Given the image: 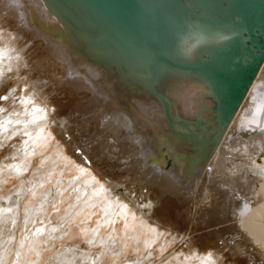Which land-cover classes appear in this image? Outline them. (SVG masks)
<instances>
[{"label": "bare ground", "instance_id": "bare-ground-1", "mask_svg": "<svg viewBox=\"0 0 264 264\" xmlns=\"http://www.w3.org/2000/svg\"><path fill=\"white\" fill-rule=\"evenodd\" d=\"M81 45L42 0H0V93L16 78L0 109V151L16 147L2 164L12 159L26 171L27 161L14 152L36 151L51 122L69 135L68 148L82 138L97 142L81 155L98 181L79 183L77 200L90 199L106 221L116 213L133 221L136 211L151 233L145 244L167 230L168 240L186 247L185 264H264V66L222 129L202 90L165 85L154 95L92 61ZM167 148L178 159L171 170L149 165L154 156L166 161ZM1 173L0 166V182ZM44 184L36 180L32 188ZM139 190H146L140 202ZM16 215L0 207V224Z\"/></svg>", "mask_w": 264, "mask_h": 264}, {"label": "water", "instance_id": "water-1", "mask_svg": "<svg viewBox=\"0 0 264 264\" xmlns=\"http://www.w3.org/2000/svg\"><path fill=\"white\" fill-rule=\"evenodd\" d=\"M42 1L88 58L119 77L154 95L165 85L202 90L222 129L264 66V0ZM185 41L197 49L190 59Z\"/></svg>", "mask_w": 264, "mask_h": 264}, {"label": "rangeland", "instance_id": "rangeland-1", "mask_svg": "<svg viewBox=\"0 0 264 264\" xmlns=\"http://www.w3.org/2000/svg\"><path fill=\"white\" fill-rule=\"evenodd\" d=\"M24 72L25 70L22 71ZM15 79L9 81L0 93V109ZM6 107L7 105L3 106ZM42 130L44 141L39 143L36 151L30 149L25 153L24 149H20L14 152L27 161L26 171H20L12 159L2 164L11 148L16 147L13 143L0 151V166L5 168V173H1L4 175L0 182V207L1 210L9 209L17 213L15 222L9 220L0 224V253L11 248L6 258H0V264L185 262L182 257L186 253V247L180 241L168 240L167 230H163L160 237L151 244H145V240L151 238V233L141 224L142 221H147L136 211L132 214L133 221L123 219L117 213L113 219L106 221L103 210L98 205H93L90 199L81 195L77 200L79 183L82 185L98 181L97 175H94L95 169H90L86 165L85 155H81V149L92 152L97 145L96 141L82 138L77 145L72 144L73 147L68 148L64 142L69 140V135L60 134L59 127H52L51 122H48ZM110 146L114 149L111 143H107V147L101 149L102 153L107 152L106 148H111ZM164 151L166 161L154 156L149 159V165L158 166L164 171L171 170L178 159L172 148ZM36 180L45 184L33 189ZM125 190L119 188L118 193ZM141 194H146V190L138 191V202ZM119 209L117 207L118 211ZM30 213H33L31 219ZM41 230H44L43 233ZM209 240V244L216 243L215 239ZM17 252L22 254L20 258L17 257ZM243 253L245 257L249 256L246 251ZM62 257L69 261L60 262Z\"/></svg>", "mask_w": 264, "mask_h": 264}, {"label": "clouds", "instance_id": "clouds-1", "mask_svg": "<svg viewBox=\"0 0 264 264\" xmlns=\"http://www.w3.org/2000/svg\"><path fill=\"white\" fill-rule=\"evenodd\" d=\"M179 48L182 54L185 56V58H188V59L194 56L197 50L195 47H193V42H188V41L182 42L179 45Z\"/></svg>", "mask_w": 264, "mask_h": 264}]
</instances>
